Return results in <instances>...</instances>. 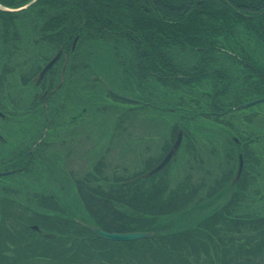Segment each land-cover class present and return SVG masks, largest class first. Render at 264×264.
Segmentation results:
<instances>
[{"label":"trees","instance_id":"obj_1","mask_svg":"<svg viewBox=\"0 0 264 264\" xmlns=\"http://www.w3.org/2000/svg\"><path fill=\"white\" fill-rule=\"evenodd\" d=\"M32 1L0 0V57L14 56L17 64L21 57L37 62L44 60L45 48L62 50L60 58L34 87L26 108V112H37L43 119V130L55 128V120L62 118L64 104L81 99L94 89V84H103L91 66L96 57L100 59L105 54L112 63L108 67L117 68L119 79L138 95V102H129L105 90L112 99L176 112L186 121L205 119L233 130L227 117L236 111L235 107L264 98V0ZM26 53L29 56H22ZM30 81L31 76H26L21 83L26 85ZM154 84L162 94L155 89L154 95ZM261 104L264 101L249 107ZM37 107L39 111H35ZM171 130L175 139L177 124ZM184 130L189 137V131ZM239 140L243 169L236 182L232 181L231 166L209 186L204 180L191 182L190 176H186V181L167 196L165 186L153 181L154 175L137 181L135 175L123 177L114 171L107 175L104 161L99 160L83 176H72L77 197L91 223L111 232L148 230L154 235L132 241L99 238L82 224L65 217L64 208L52 194L36 193L34 198L45 212L40 209L30 214L25 231L16 224L13 231L0 218V264H33L37 258H44L43 264H191L181 253L182 248H189L186 243L182 246L188 232H169L168 228L158 226V220L185 212L191 206L205 205L226 192L231 184L234 189L224 205L203 218L194 229L199 231L211 223L227 221L233 234L251 232L253 253L248 247L238 255L235 253L234 258H225V252L218 256V252L216 261L231 264L233 259L235 264H264L258 259H264V239H257L264 235V214H232L248 179L256 172L253 166L257 165L258 157L254 158L253 147L251 152L249 149L262 136L249 135ZM31 145L0 165V170H13L0 176V180L33 172L40 151ZM189 151L193 161L200 163L195 147L190 146ZM225 155L228 165L238 161L235 149ZM158 162L148 159L145 171ZM3 190L13 193L11 189ZM202 191L206 199L200 195ZM31 224L57 236L71 230L86 233L90 238L52 246L48 243L51 238L45 235L38 237L44 245L35 247L30 241L32 236L26 233L34 231ZM234 238L230 237V241ZM4 244L12 247L11 255L2 251ZM106 244L116 247L100 248ZM194 257V263L200 264V255ZM213 259L205 263L213 264Z\"/></svg>","mask_w":264,"mask_h":264},{"label":"rangeland","instance_id":"obj_2","mask_svg":"<svg viewBox=\"0 0 264 264\" xmlns=\"http://www.w3.org/2000/svg\"><path fill=\"white\" fill-rule=\"evenodd\" d=\"M54 54L55 51L45 48L43 61L39 59L36 62V59L25 60V57H21L18 64L14 61V56L10 59L6 55L0 57V78H2L0 82V165H5L7 159L17 155L33 142L32 148H38L40 151L38 152L40 160L34 162L32 173L17 174L0 180V218L5 219L4 226H10L13 231L16 227L25 231V223L29 221L27 218L34 211L41 209L34 198L36 193L52 194L64 208L65 217L83 226L92 225L90 217L77 197L72 176H83L95 163L103 160L107 175L114 171L123 177L135 175L137 178L134 179L135 181L146 179L148 177L144 175L148 171H145L147 160L161 161L172 148L177 134L175 139H172L171 129L176 124L177 133L181 132L179 147L169 163L155 173L153 178L155 184L165 186L164 195L167 196L179 183L185 182L186 176H190L191 182L204 180L206 186H209L218 174L231 166L235 176L239 160L228 165L225 153L235 149L236 156L237 154L239 156V138L249 135L255 138L260 135L262 140L249 147L250 152L254 149L256 156L254 158L258 157L257 165L253 166L256 172L253 178L248 179L243 197L233 208L232 214H264L263 104L236 109L232 112L227 117L233 126V130H229L222 124L205 119L186 121L176 112L158 110L139 103L116 101L108 95V91H105L104 84L98 83L94 84V89L81 99L74 98L73 101L64 104L62 118L55 120L54 129L43 130V119L37 112H26V108L31 102L38 72ZM22 56H29V53ZM110 60L107 54L100 59L96 57L91 66L95 75L119 94L138 100L137 92L124 85L119 79L120 74L117 68L108 67L107 64L112 65ZM38 67L39 69L36 70ZM26 76H31V81L22 85L21 81ZM153 86L154 95L155 89L157 93L162 94L155 84ZM35 111H39V107ZM184 129L189 131V137L185 136ZM168 144L170 146L164 152ZM190 146L195 147L200 163L193 161L189 151ZM232 181L235 182L234 177ZM233 186L231 184L226 192L205 205L191 206L185 212L158 220V226L168 228L169 232L176 234L181 231L188 232V237H185L186 241L182 246L186 243L189 248L187 250L182 248L181 253L188 258L189 263L195 264L193 260L196 254L200 255V264H206L205 262L213 257L215 260L213 259L212 263L218 264L216 261L218 252H220L218 256L225 252V258H234L235 253L238 255V252L248 247L250 253H253L254 242L249 237L254 236L253 233L233 234L229 229L231 225L227 221L211 223L201 227L199 231L194 229L197 225L199 226L203 218L224 205L234 189ZM3 189H11L13 193L5 192ZM200 195L206 199L204 191ZM55 216L60 218L58 214ZM26 225L29 224L26 223ZM31 225L37 228L32 227L30 229L34 231L26 233L32 236L30 241L35 247L44 245L38 237L43 238L45 235L51 238L48 243L52 246L69 244L80 238L82 240L90 238L86 233L78 234L76 231L72 233L71 230L66 231L62 236H57L37 224ZM230 237L235 238L230 241ZM257 239L263 240L264 235L257 236ZM106 245L100 248L106 247L112 250L116 247L112 244ZM193 246L198 249L192 248ZM9 250H12V247L4 244L2 251L11 255ZM204 258H206L205 261ZM253 258L255 257L253 256L251 261L254 262L256 259ZM258 259L259 262H264L261 257ZM44 260V258H37L33 260V264H43ZM231 261H233L231 264H235V260L231 259Z\"/></svg>","mask_w":264,"mask_h":264},{"label":"water","instance_id":"obj_3","mask_svg":"<svg viewBox=\"0 0 264 264\" xmlns=\"http://www.w3.org/2000/svg\"><path fill=\"white\" fill-rule=\"evenodd\" d=\"M62 53V50H58L55 55L48 60L45 65L43 66V68L40 70V72L38 73V76L36 78V82L35 84L38 85L39 82L41 81V79L43 78L44 74L48 71L49 68H51L54 63L58 60V58L60 57ZM107 90L113 94L114 96L123 99V100H127V101H133L136 102L138 100L133 99L131 97L128 96H124L121 95L119 93H117L116 91H114L113 89H111L110 87L106 86ZM264 101V98H259V99H255V100H251L248 102H244L242 104L237 105L235 108L236 109H241V108H245L251 105H254L256 103H260ZM181 141V132L179 131L177 133V137L176 140L173 143V146L171 149H169V151L166 153V155L162 158V160L156 165L154 166L152 169H150L148 172H146V174L144 175L145 177H148L158 171H161L166 164L169 162V160L171 159V157L176 153L179 144ZM242 157L241 155L239 156V166L236 172V176H235V180L238 179L241 169H242ZM12 171H0V176L2 175H7L10 174ZM34 228H36V226H33ZM87 228L89 230H91L96 236H98L99 238L102 239H106V240H111V241H132V240H138V239H144V238H148L153 236V232L151 231H128V232H115V231H106L98 226L95 225H91V226H87Z\"/></svg>","mask_w":264,"mask_h":264}]
</instances>
